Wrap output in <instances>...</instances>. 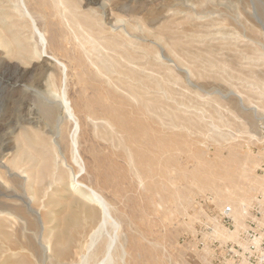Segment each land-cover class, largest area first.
Returning <instances> with one entry per match:
<instances>
[{
  "label": "rangeland",
  "instance_id": "1",
  "mask_svg": "<svg viewBox=\"0 0 264 264\" xmlns=\"http://www.w3.org/2000/svg\"><path fill=\"white\" fill-rule=\"evenodd\" d=\"M0 204V264L263 256L264 0H0Z\"/></svg>",
  "mask_w": 264,
  "mask_h": 264
},
{
  "label": "bare ground",
  "instance_id": "2",
  "mask_svg": "<svg viewBox=\"0 0 264 264\" xmlns=\"http://www.w3.org/2000/svg\"><path fill=\"white\" fill-rule=\"evenodd\" d=\"M179 1V0H178ZM62 5V4H61ZM77 25V24H76ZM80 26V25H79ZM80 29H81V27H80ZM74 33V32H73ZM48 101H50V100H48ZM64 102V101H63ZM63 102H62V105H63V110H64V112H65V115H68V114H71L70 113V109H69V107H68V105H67V103H65L64 102V104H63ZM58 104H59V102H57ZM48 103H46V105H47ZM50 104V103H49ZM45 108V107H44ZM44 108H42V109H44ZM57 109H58V106L56 107ZM48 110V112H51V110L52 109H47L46 108V111ZM58 111V110H57ZM103 111V110H102ZM67 113V114H66ZM59 114V113H58ZM61 114V113H60ZM90 114V113H89ZM50 116H52V115H50ZM63 116H64V114H63ZM72 116V115H71ZM71 116H69L68 115V117H71ZM58 117V116H57ZM65 117H67V116H65ZM95 117V116H94ZM63 118V117H62ZM57 119H59V118H57ZM61 120V119H60ZM120 127H122V128H124L122 125H119ZM59 132V131H58ZM26 132H24L22 135H21V138H20V141H21V139H22V142H24V143H26L27 144V142H29L30 140H29V137L27 136V134H25ZM21 134V133H20ZM57 134V133H56ZM56 134H53L54 136L56 135ZM54 136H53V138H54ZM43 137V136H42ZM32 138H33V135H32ZM56 138V137H55ZM37 139V138H36ZM35 139V140H36ZM40 140V139H39ZM39 140H38V142H36V143H38L39 144ZM52 141H53V139H52ZM22 142H21V145H22ZM43 143H45V141H42ZM54 142V141H53ZM31 143V142H30ZM47 143V142H46ZM40 145H43L42 147H44V145L45 144H41L40 143ZM49 145V144H48ZM55 145V144H54ZM47 146V145H46ZM50 146V145H49ZM48 146V147H49ZM23 148H24V145H23ZM47 148V147H46ZM50 148V147H49ZM48 148V149H49ZM43 149H45V147L43 148ZM47 158V157H46ZM163 158V157H162ZM32 159V158H31ZM161 161V160H160ZM17 163V162H16ZM19 163V162H18ZM41 163V167L42 168H44L42 165L44 164H42V162H40ZM13 166V165H12ZM39 166V165H38ZM44 166H47V168L49 169V165L47 164V165H44ZM40 167V166H39ZM36 169H37V167H36ZM44 169H46V167L44 168ZM55 170V169H54ZM41 171V170H40ZM48 171V170H47ZM37 172V171H36ZM35 172V173H36ZM58 173V172H57ZM53 174V173H52ZM43 175V174H42ZM47 175H49V172H48V174ZM159 176V175H158ZM36 177V176H35ZM38 177H39V179H40V175H39V170H38ZM43 177V176H42ZM47 177V176H46ZM45 176H44V178H46ZM33 178V177H32ZM63 178V177H62ZM38 179V180H39ZM33 180H35V179H33ZM63 180V179H62ZM35 181H37V180H35ZM35 183V182H34ZM39 183H40V181H39ZM78 186V185H77ZM79 187V186H78ZM81 187V186H80ZM84 187V186H83ZM75 188V187H74ZM82 188V187H81ZM76 190V189H75ZM91 190V189H90ZM80 191V190H79ZM91 194H92V196L90 197V198H92V200L93 201H96V202H98V205H100V206H103V203H102V200H101V197H99L96 193H95V191L94 192H91V191H89ZM77 193V192H76ZM79 193V192H78ZM90 198H89V200H90ZM91 200V201H92ZM92 203V202H91ZM24 205H25V207L27 208V209H29V200H28V198H25V201H24ZM84 207V206H83ZM84 208H86V206L84 207ZM18 209L16 208V207H14V205H11V206H9V205H2V204H0V213H2V214H5L6 216H8V217H13V218H15V219H17V220H19V218H21V217H18ZM89 211V210H88ZM95 213H97V209H96V212ZM95 213L94 212H91V210H90V215H87L88 217H90V219H91V217H93V216H95ZM17 216H16V215ZM87 214H89V212L87 213ZM103 215H107V213L106 212H104V214ZM20 216V215H19ZM104 216V217H105ZM70 218V217H69ZM76 218V217H75ZM104 219H106V217L104 218ZM103 219V220H104ZM69 220V219H68ZM76 220V219H75ZM78 220V219H77ZM70 222H73L72 220L70 221ZM102 222V221H101ZM73 224V226H74V224H77V223H72ZM69 226V225H68ZM77 226V225H76ZM70 227V226H69ZM79 228H80V226H78ZM78 227H75V228H78ZM64 228H65V223H64ZM63 228V229H64ZM67 228V227H66ZM71 228V227H70ZM70 228H67V229H69V230H67V231H70L71 229ZM62 229V231H64ZM63 233V232H62ZM73 233H75V232H73ZM70 234V233H69ZM2 235H3V233H2ZM62 235V234H61ZM63 236V235H62ZM66 236V235H65ZM71 237V236H70ZM72 238V237H71ZM70 239V238H69ZM60 239H58V241H59ZM73 240V239H72ZM61 241H62V243L64 244L61 248H59V244L61 243ZM60 242H59V244H57L58 246H57V248H58V250H56L55 251V254H56V256L58 257V259L59 258H64V257H66L67 256V254H68V245H70L69 244V242H71V240H68V239H66L65 237L63 238L62 237V240H61ZM74 241V240H73ZM56 243H57V241H56ZM82 255V254H81ZM84 258V257H83ZM83 258H81V260L83 259ZM83 261V260H82ZM81 264V263H80Z\"/></svg>",
  "mask_w": 264,
  "mask_h": 264
},
{
  "label": "built area",
  "instance_id": "3",
  "mask_svg": "<svg viewBox=\"0 0 264 264\" xmlns=\"http://www.w3.org/2000/svg\"><path fill=\"white\" fill-rule=\"evenodd\" d=\"M264 244V242H263ZM263 256L259 257V258H252V261L250 262L249 260L251 258H248V261L246 259L245 264H264V254H261ZM243 262V258H241V263Z\"/></svg>",
  "mask_w": 264,
  "mask_h": 264
}]
</instances>
